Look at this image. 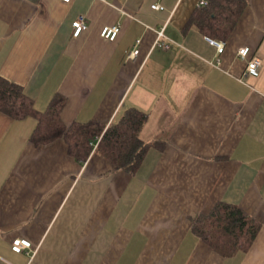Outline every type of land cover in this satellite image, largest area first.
I'll use <instances>...</instances> for the list:
<instances>
[{
    "label": "crops",
    "instance_id": "crops-1",
    "mask_svg": "<svg viewBox=\"0 0 264 264\" xmlns=\"http://www.w3.org/2000/svg\"><path fill=\"white\" fill-rule=\"evenodd\" d=\"M198 3L0 0V76L41 112L66 97L67 125L143 111L150 145L133 174L94 151L81 163L63 138L33 142V116L0 111V264H264V65L241 82L237 55L264 60V0H249L221 54L192 22ZM116 24L115 40L101 36ZM218 202L261 222L247 252L223 256L194 233ZM17 237L32 260L13 251Z\"/></svg>",
    "mask_w": 264,
    "mask_h": 264
},
{
    "label": "trees",
    "instance_id": "trees-1",
    "mask_svg": "<svg viewBox=\"0 0 264 264\" xmlns=\"http://www.w3.org/2000/svg\"><path fill=\"white\" fill-rule=\"evenodd\" d=\"M248 3L249 0H211L209 5L199 6L194 11L192 22L203 35L226 41ZM66 103V97L56 95L47 110L41 112L21 85L0 76V111L14 119L36 118L37 126L31 136L33 142L45 144L63 138L69 154L79 162L85 163L94 151L109 160L116 169L133 174L150 146L140 137L147 120L146 113L131 108L108 126L95 120L67 125L62 118ZM99 137L101 139L94 148L92 143ZM261 227V222L240 206L226 202H218L208 214L192 219L194 233L223 256L247 252Z\"/></svg>",
    "mask_w": 264,
    "mask_h": 264
},
{
    "label": "built area",
    "instance_id": "built-area-1",
    "mask_svg": "<svg viewBox=\"0 0 264 264\" xmlns=\"http://www.w3.org/2000/svg\"><path fill=\"white\" fill-rule=\"evenodd\" d=\"M64 1L70 2L71 0H64ZM101 1L108 5L115 6L114 4L115 0H101ZM210 2L211 0H199L198 5L200 7H204V6L209 5ZM153 8L159 10V9H162V6L159 3H156L153 5ZM122 13H124V11H122ZM73 27H74V33H73L74 36L75 37L80 36L83 33V31H85L88 28V23L86 21V18L84 16H81L78 19H76L73 22ZM119 32H120L119 24L105 26L103 27L101 31V36L105 39L113 41L117 38ZM158 34L159 36L157 38L156 44L164 48H169L170 47L169 41L161 39V37L164 36L163 31H160ZM208 41L217 48L218 53L220 54L223 53L225 49L224 41L217 40V39H211L209 37H208ZM139 44H140V40H137L133 50L131 51L129 55L131 58L135 57L139 53ZM237 55L241 57L242 59L246 60V68L243 74L240 77H238L239 81L247 83L246 78L248 76L258 77L260 75L262 67L264 65V60L261 56L257 54L250 56V48L247 46L239 48L237 51ZM217 63L219 65L220 60H218ZM100 139L101 138L99 137L97 141L92 143L94 148L97 147ZM11 247L13 251L16 253L27 254L31 260L35 257L37 253V248L34 247L33 243L29 239L22 238V237H17L13 239L11 243Z\"/></svg>",
    "mask_w": 264,
    "mask_h": 264
}]
</instances>
